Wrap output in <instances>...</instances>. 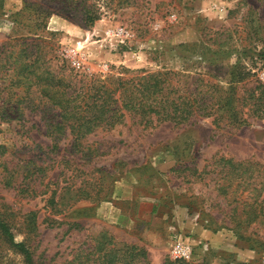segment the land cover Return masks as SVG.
<instances>
[{
  "label": "rangeland",
  "instance_id": "1",
  "mask_svg": "<svg viewBox=\"0 0 264 264\" xmlns=\"http://www.w3.org/2000/svg\"><path fill=\"white\" fill-rule=\"evenodd\" d=\"M106 1H100L101 18L88 27L80 13L58 12L57 2L0 0V105L22 108L13 118L0 113V215L16 240L26 241V223L36 213L37 228L28 242L40 264L73 259L94 246L103 231L146 248L152 264L175 260L171 248L176 241L193 251L183 264H264V218L236 222L248 211L237 201H260L264 190L259 198L250 188L234 196L225 189L229 166L219 161H249L263 175L264 119L246 116L247 107L246 124L223 121L220 127L204 116L183 125L166 121L152 126L127 116L112 129L87 135L75 149L67 129L57 141L49 136L57 111L30 108L38 98L18 94L19 86L11 82L22 66L8 69L14 58L7 66L4 59L12 49L16 57L22 41L15 38L30 31L24 26L31 23L28 10L18 16L21 23L13 13L37 2L55 11L39 32L50 69L57 70L64 60L74 73L102 78L184 70L190 84L200 73L226 84L229 64L241 56L242 66L251 71L238 86L239 94L247 96L251 87L264 83L259 57L264 52V0ZM214 51L226 56H215L222 60L214 65L201 61L202 53L208 57ZM8 181L11 186L5 185ZM54 195L63 203L57 214L50 203ZM67 222L79 225L71 228ZM0 264H24L1 235Z\"/></svg>",
  "mask_w": 264,
  "mask_h": 264
},
{
  "label": "trees",
  "instance_id": "2",
  "mask_svg": "<svg viewBox=\"0 0 264 264\" xmlns=\"http://www.w3.org/2000/svg\"><path fill=\"white\" fill-rule=\"evenodd\" d=\"M46 1L49 4L54 2L60 4L61 6L56 8L58 12L80 13L88 27L93 26L101 18V0H93L91 3H87L89 0ZM102 1L108 4L106 0ZM54 12L37 2H29L21 11L13 13L14 16L16 14L15 20H18V23H21L18 16L27 14L26 21L31 23L24 26L29 27L30 31L19 39L15 38L16 41H22V47L16 57L15 50L12 49L4 58L5 66L10 64L11 57L14 58L8 69H11L12 65L22 66L19 72L15 73L16 81L11 82L19 86V89H16L18 94L26 93L27 97L34 95L38 98L37 102L29 105L30 108L36 109L42 105L45 108L44 113L57 111L55 113L57 120L50 123L47 128L49 136L54 141H57L59 135L67 129L73 137V147L80 149L81 141L87 135L97 129H112L121 124L127 116L137 117L139 122L151 126L166 121L183 125L194 117L204 116L212 118V123L220 127L223 121L229 125L246 124L248 121L243 109L247 107L246 116L253 115L264 119V83L259 82L251 87L247 96L239 94V84L251 76V71H247L241 64V56L234 64H229L226 84L216 81L211 76L206 77L203 73L197 74L194 82L190 84L191 75L186 74L184 70L156 72L142 70L131 76L102 78L89 73H74L67 68L64 60L57 70L50 69L45 65L48 57L47 44L42 45L46 41L39 32L46 29L45 21ZM39 41L41 43H37ZM184 47L187 49L189 45ZM219 54L226 53L214 51V56L208 57L202 53L200 58L201 61L214 65L222 60L215 57ZM259 57L264 62V52L260 53ZM13 107L14 105L4 102L0 105V113L9 118L13 113H22L21 105ZM55 146L57 142L54 143ZM219 161L229 166L225 174L228 182L225 189L231 188L235 196L240 190L242 194L250 188L256 194V198L260 197L264 190V174L262 175L259 169L256 170V166L249 161L235 162L233 159L224 158H220ZM258 178L262 180L256 184ZM5 185L11 186V183L8 181ZM18 188L19 191H24L20 186ZM50 203L55 214L63 208V203L59 199L56 200L55 195L51 196ZM237 205L242 206V209L239 206L235 209L243 211L248 209L244 212L245 216L247 215L244 219L236 218L237 225L250 224L264 218V197L260 201L256 199L249 203L246 199H240ZM258 207L261 209L260 213H257ZM31 214L30 220L26 223L30 230L27 231L26 241L16 240L11 226L1 215L0 235L14 252L22 256L24 264H40L35 259L30 241L28 242L29 234L34 233L37 228L36 213ZM67 223L71 228L79 225L75 222ZM95 241L94 246L79 250L73 259L63 264H152L146 248L118 241L107 231L100 233ZM182 262L185 260L166 259L164 264H183Z\"/></svg>",
  "mask_w": 264,
  "mask_h": 264
},
{
  "label": "built area",
  "instance_id": "3",
  "mask_svg": "<svg viewBox=\"0 0 264 264\" xmlns=\"http://www.w3.org/2000/svg\"><path fill=\"white\" fill-rule=\"evenodd\" d=\"M192 252L191 245L182 241H176L171 248V256L175 260H190L192 258Z\"/></svg>",
  "mask_w": 264,
  "mask_h": 264
},
{
  "label": "crops",
  "instance_id": "4",
  "mask_svg": "<svg viewBox=\"0 0 264 264\" xmlns=\"http://www.w3.org/2000/svg\"><path fill=\"white\" fill-rule=\"evenodd\" d=\"M121 220H124V218H121Z\"/></svg>",
  "mask_w": 264,
  "mask_h": 264
}]
</instances>
